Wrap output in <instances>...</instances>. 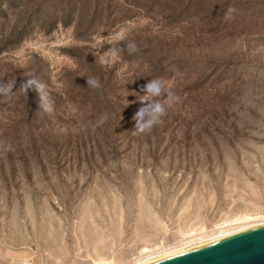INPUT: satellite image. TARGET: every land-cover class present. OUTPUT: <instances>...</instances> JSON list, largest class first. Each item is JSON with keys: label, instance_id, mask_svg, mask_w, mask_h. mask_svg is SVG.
Here are the masks:
<instances>
[{"label": "rangeland", "instance_id": "rangeland-1", "mask_svg": "<svg viewBox=\"0 0 264 264\" xmlns=\"http://www.w3.org/2000/svg\"><path fill=\"white\" fill-rule=\"evenodd\" d=\"M27 72L48 85L43 119ZM156 78L179 100L134 133ZM13 79L0 264H135L264 222V0H0Z\"/></svg>", "mask_w": 264, "mask_h": 264}, {"label": "clouds", "instance_id": "clouds-1", "mask_svg": "<svg viewBox=\"0 0 264 264\" xmlns=\"http://www.w3.org/2000/svg\"><path fill=\"white\" fill-rule=\"evenodd\" d=\"M129 54L136 51V44L129 42L126 44ZM118 52L119 50H114ZM25 81L20 84L18 91L27 95L28 91L35 90L38 93L39 101L35 115L43 119L47 113L53 110L48 85L41 82L32 72L25 73ZM87 86L91 88L100 87L99 79L96 77H87ZM16 88V80H0V100L11 101ZM142 94H136L137 102L140 107L135 112L133 119L136 121L134 133L149 132L152 127L159 121L160 117L166 114L168 107L179 100L161 78L149 79L141 89ZM128 104V103H127ZM127 104L125 106H127Z\"/></svg>", "mask_w": 264, "mask_h": 264}, {"label": "water", "instance_id": "water-1", "mask_svg": "<svg viewBox=\"0 0 264 264\" xmlns=\"http://www.w3.org/2000/svg\"><path fill=\"white\" fill-rule=\"evenodd\" d=\"M144 264H264V224Z\"/></svg>", "mask_w": 264, "mask_h": 264}, {"label": "bare ground", "instance_id": "bare-ground-1", "mask_svg": "<svg viewBox=\"0 0 264 264\" xmlns=\"http://www.w3.org/2000/svg\"><path fill=\"white\" fill-rule=\"evenodd\" d=\"M262 224H264V222H261V223L259 222V223H255V224H251V225L237 226V227L231 228V229H229L227 231H224L221 234H219L217 236H214V237H208V238L203 239V240L190 241L189 243H187V244H185L182 247H179L177 249L170 250V251H167V252L156 253L155 255L152 254V255L146 256L143 259L138 260V262L135 263V264H144V263L156 260L158 258H161V257L167 256V255L179 252L181 250H184V249H187V248H190V247H193V246L208 242L210 240H213V239H216V238H219V237H222V236H225V235H228V234H231V233H234V232L246 229V228H250V227H253V226H256V225H262Z\"/></svg>", "mask_w": 264, "mask_h": 264}]
</instances>
